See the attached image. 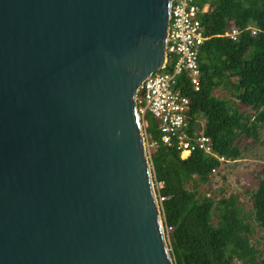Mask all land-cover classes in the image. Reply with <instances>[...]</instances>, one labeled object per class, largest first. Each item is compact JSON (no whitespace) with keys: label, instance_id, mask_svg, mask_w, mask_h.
Here are the masks:
<instances>
[{"label":"water","instance_id":"water-1","mask_svg":"<svg viewBox=\"0 0 264 264\" xmlns=\"http://www.w3.org/2000/svg\"><path fill=\"white\" fill-rule=\"evenodd\" d=\"M172 0H0V264H174L135 94Z\"/></svg>","mask_w":264,"mask_h":264},{"label":"trees","instance_id":"trees-1","mask_svg":"<svg viewBox=\"0 0 264 264\" xmlns=\"http://www.w3.org/2000/svg\"><path fill=\"white\" fill-rule=\"evenodd\" d=\"M207 5L200 19L205 40L199 54L198 91L188 87L191 130L202 128L213 152L227 161L243 157L245 143L260 141L264 131V0H199ZM240 31L232 40L226 32ZM255 29V33H253ZM242 107H246L244 110ZM149 155L162 183L164 223L174 264H264V164L257 185L219 194L209 187L216 155L193 151L186 157L163 145L158 122L146 115ZM208 186L202 190L201 186ZM259 232L257 242L252 241ZM259 245V246H258Z\"/></svg>","mask_w":264,"mask_h":264},{"label":"built area","instance_id":"built-area-1","mask_svg":"<svg viewBox=\"0 0 264 264\" xmlns=\"http://www.w3.org/2000/svg\"><path fill=\"white\" fill-rule=\"evenodd\" d=\"M206 9L207 5L200 6L199 0H172L163 64L143 81L135 94L149 158L150 148L157 146L158 141L148 140L147 114H151L157 120L159 141L163 145L175 147L181 154L203 151L216 155L212 149L211 139L203 129L191 130L189 122L191 99L184 94L188 87L194 91L200 88L199 54L205 40L200 15ZM255 31L253 29V33ZM239 32L238 28L232 27L226 35L236 40ZM217 157L221 165L228 162L223 156ZM220 167L213 170L212 175ZM151 168L156 199L162 213L163 231L169 242L168 232L172 227L164 223L162 201L165 197L159 194L162 183L156 180L152 163Z\"/></svg>","mask_w":264,"mask_h":264},{"label":"rangeland","instance_id":"rangeland-1","mask_svg":"<svg viewBox=\"0 0 264 264\" xmlns=\"http://www.w3.org/2000/svg\"><path fill=\"white\" fill-rule=\"evenodd\" d=\"M247 110L246 107H242ZM264 164V131L261 139L255 143H245L243 157L236 161L222 163L220 169L211 176L209 187L214 193L219 194L220 190L225 193L236 192L245 201L244 207L248 209V194L245 188L249 185H257L255 174ZM208 186H201L202 190H208ZM259 239V232L252 237L253 242ZM259 246V245H258Z\"/></svg>","mask_w":264,"mask_h":264},{"label":"crops","instance_id":"crops-1","mask_svg":"<svg viewBox=\"0 0 264 264\" xmlns=\"http://www.w3.org/2000/svg\"><path fill=\"white\" fill-rule=\"evenodd\" d=\"M189 154L188 153H185V152H183L182 154H181V156L182 157H186V156H188Z\"/></svg>","mask_w":264,"mask_h":264}]
</instances>
